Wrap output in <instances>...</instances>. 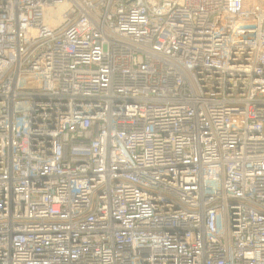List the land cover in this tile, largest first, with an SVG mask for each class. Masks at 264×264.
Returning <instances> with one entry per match:
<instances>
[{"label": "built area", "instance_id": "obj_1", "mask_svg": "<svg viewBox=\"0 0 264 264\" xmlns=\"http://www.w3.org/2000/svg\"><path fill=\"white\" fill-rule=\"evenodd\" d=\"M0 264H264V0H0Z\"/></svg>", "mask_w": 264, "mask_h": 264}]
</instances>
